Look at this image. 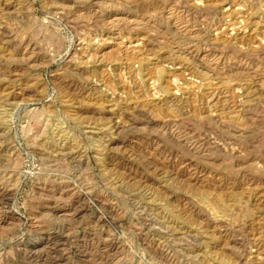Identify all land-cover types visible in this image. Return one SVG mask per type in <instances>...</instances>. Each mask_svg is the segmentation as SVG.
I'll return each instance as SVG.
<instances>
[{"label":"rangeland","instance_id":"obj_1","mask_svg":"<svg viewBox=\"0 0 264 264\" xmlns=\"http://www.w3.org/2000/svg\"><path fill=\"white\" fill-rule=\"evenodd\" d=\"M0 264H264V0H0Z\"/></svg>","mask_w":264,"mask_h":264}]
</instances>
